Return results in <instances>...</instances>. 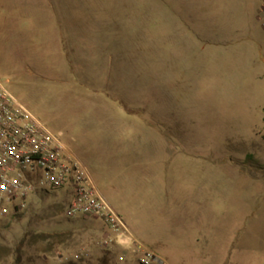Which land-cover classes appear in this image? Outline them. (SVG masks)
<instances>
[{
	"label": "rangeland",
	"instance_id": "obj_1",
	"mask_svg": "<svg viewBox=\"0 0 264 264\" xmlns=\"http://www.w3.org/2000/svg\"><path fill=\"white\" fill-rule=\"evenodd\" d=\"M0 82L122 220L185 250L170 264L264 263L259 0H0ZM68 201L41 192L0 217V264L137 262L104 245L99 220L67 219ZM194 201L220 240L204 259L175 238L184 214L164 210Z\"/></svg>",
	"mask_w": 264,
	"mask_h": 264
},
{
	"label": "built area",
	"instance_id": "obj_2",
	"mask_svg": "<svg viewBox=\"0 0 264 264\" xmlns=\"http://www.w3.org/2000/svg\"><path fill=\"white\" fill-rule=\"evenodd\" d=\"M59 190L69 194L67 219H97L111 233L129 237L137 264H169L131 236L83 164L0 82V217L20 215L39 193Z\"/></svg>",
	"mask_w": 264,
	"mask_h": 264
},
{
	"label": "crops",
	"instance_id": "obj_3",
	"mask_svg": "<svg viewBox=\"0 0 264 264\" xmlns=\"http://www.w3.org/2000/svg\"><path fill=\"white\" fill-rule=\"evenodd\" d=\"M166 146H167V141L162 142V147H166ZM130 147L132 146L125 145L124 148L125 149L127 148L128 150V148ZM139 148H141V145L139 143H136V154H138L137 152H139L138 151ZM138 164L139 163H136L137 165L136 167L141 166V164L140 165ZM151 171H152V168H150V173ZM149 175H150L149 176L150 180L154 179V177L152 176V173ZM148 178H145V179L140 178L139 180H136V181L143 182V180L146 181ZM167 195L168 194H165V197ZM194 202L195 203L192 205L186 204V203L176 204L174 208L173 206L172 207L165 206L164 210H167L170 212L173 211L174 213H177V214L178 213L184 214V216H179V214L177 216V218L179 219L176 220V224H178V227H176V234L178 233V235L175 236V238L176 239H178L179 237H182V239L184 238V240L182 241V243H184L183 245L189 244V243L194 244V246L196 245L195 249H193L192 252L193 253L195 251L196 253L200 252L201 253L200 257H203L202 259H204L205 257H208V254H212L214 252L215 245L218 244L220 240L218 238L219 235L215 236V233H216L215 228L217 224H215L216 222L213 221L214 219L212 218V216L208 217V216L202 215L201 213H198V212L212 213L214 212L213 207L210 205L205 206L203 204H199L197 201H194ZM129 210L130 209L126 210V212H128ZM130 216L131 217L128 216L129 219L126 218V220L124 216L123 221L129 233L131 234V236L135 238L139 243L147 247L148 249L157 253L160 257L165 259L167 262L172 259H182V257H184L187 254L185 253V250L183 248L182 250H180L177 243L175 242L173 244L171 243V245L169 246L165 238L161 237L160 234L162 233H161V228L159 227H154L152 225L148 226L149 230L147 231V236H146V230L144 229L145 227L139 226V227H142L144 230L142 232H136L135 231L136 226H134L133 221L131 219L133 216L132 215ZM164 229H167V228H164ZM103 231H104L105 237L111 241V244L109 245V247L112 249L114 253H117L119 255L118 260H121L123 257H125L127 259L130 258L129 260L132 262H134L135 258L137 261V255L133 253V250H134L133 243L129 239V237L125 235L113 234L110 231H108L105 226H104ZM173 235H174V232H173ZM230 249L231 248L229 247L226 252V256L228 257V259L231 253ZM188 251L190 252L191 250L188 249L187 252ZM105 253L111 254V251L106 250ZM134 263L137 264L136 262ZM168 263L170 264V262Z\"/></svg>",
	"mask_w": 264,
	"mask_h": 264
},
{
	"label": "trees",
	"instance_id": "obj_4",
	"mask_svg": "<svg viewBox=\"0 0 264 264\" xmlns=\"http://www.w3.org/2000/svg\"><path fill=\"white\" fill-rule=\"evenodd\" d=\"M263 123H264V118H263ZM261 139H262V141L264 142V132H263V134H262V136H261Z\"/></svg>",
	"mask_w": 264,
	"mask_h": 264
}]
</instances>
